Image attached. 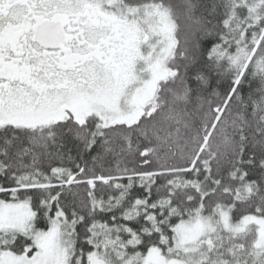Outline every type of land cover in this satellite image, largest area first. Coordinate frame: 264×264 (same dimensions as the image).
<instances>
[{
    "label": "snow or ice",
    "instance_id": "1",
    "mask_svg": "<svg viewBox=\"0 0 264 264\" xmlns=\"http://www.w3.org/2000/svg\"><path fill=\"white\" fill-rule=\"evenodd\" d=\"M0 264H264V0H0Z\"/></svg>",
    "mask_w": 264,
    "mask_h": 264
}]
</instances>
